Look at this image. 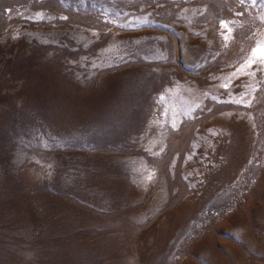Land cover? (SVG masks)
Here are the masks:
<instances>
[{
    "label": "rangeland",
    "instance_id": "obj_1",
    "mask_svg": "<svg viewBox=\"0 0 264 264\" xmlns=\"http://www.w3.org/2000/svg\"><path fill=\"white\" fill-rule=\"evenodd\" d=\"M260 41L264 0H0V264H264Z\"/></svg>",
    "mask_w": 264,
    "mask_h": 264
},
{
    "label": "snow or ice",
    "instance_id": "obj_2",
    "mask_svg": "<svg viewBox=\"0 0 264 264\" xmlns=\"http://www.w3.org/2000/svg\"><path fill=\"white\" fill-rule=\"evenodd\" d=\"M244 2L245 0H240L241 4H243ZM251 3L254 5L256 3V0H251ZM62 18L66 19V17H62ZM222 25L227 29L228 32L232 31V29L228 27L227 22H222ZM225 39H227V35L225 36ZM257 61H259L260 63H264V41L258 42L256 44V47L251 50V55L246 61V66L251 68L253 64L257 63ZM254 74L255 73H253V75ZM228 86H229L228 84L223 85V87L225 88H227ZM235 103H241V100H236Z\"/></svg>",
    "mask_w": 264,
    "mask_h": 264
}]
</instances>
